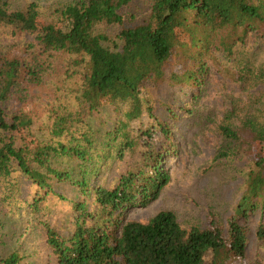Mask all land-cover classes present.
<instances>
[{
  "label": "trees",
  "instance_id": "16d2710c",
  "mask_svg": "<svg viewBox=\"0 0 264 264\" xmlns=\"http://www.w3.org/2000/svg\"><path fill=\"white\" fill-rule=\"evenodd\" d=\"M135 1L58 0L47 18L36 0H0V264L22 262L38 225L56 264H262L246 261V221L262 214L264 241V91L245 118L218 126L214 160L249 163L226 222L210 213L204 226L186 227L168 209L147 221L127 213L170 183L162 158L177 153L176 123L194 114L213 72L264 87V0H144L145 10ZM121 108L119 125L104 115ZM143 118L148 125L132 131ZM104 146L117 160L138 153V163L92 187L107 165ZM22 180L30 199L20 197ZM64 183L79 197L68 238L44 221L52 195L66 200L55 191Z\"/></svg>",
  "mask_w": 264,
  "mask_h": 264
},
{
  "label": "rangeland",
  "instance_id": "374dc122",
  "mask_svg": "<svg viewBox=\"0 0 264 264\" xmlns=\"http://www.w3.org/2000/svg\"><path fill=\"white\" fill-rule=\"evenodd\" d=\"M32 0H10L15 8H22ZM42 5V13L48 16L50 6L58 0H36ZM66 1V0H65ZM141 10H145L144 0L134 2ZM48 18V17H47ZM254 45L248 46L253 49ZM240 52V51H237ZM229 51L223 58V62L236 63L238 57L233 59ZM260 58L264 59V53ZM264 87L255 86L244 88L228 78L213 72L206 90L192 106L194 114L183 115L177 121L175 141L177 153H168L162 158V166L170 172V183L164 188L160 197L143 207L129 210L127 218L147 221L161 210L174 211L183 226H204L210 213L227 221L233 214V209L239 201L244 174L249 167L246 159L240 156L231 159L215 161V153L221 143L218 133L220 122L240 121L245 118L249 106L255 97L263 94ZM112 124L119 125L124 119L125 111L108 110L104 113ZM149 119L143 118L141 122L132 119V131L137 127H146ZM264 123V120H257ZM102 156L108 155L107 165L100 169V175L91 186L110 184L126 170L133 169L138 163L139 154L128 153L126 159L117 160L116 149L104 146ZM110 181V182H106ZM21 199L28 198L33 193V188L28 180H22ZM55 191L64 194L66 200H59L57 195H52L46 204V209L51 210L44 221L55 228L64 238L71 236L75 225L74 202L79 199L72 183L58 185ZM89 196L93 195L90 191ZM86 197L81 198L84 201ZM262 214L249 217L246 225L249 230L246 261L254 263L260 261L264 264V241L257 234L258 224ZM26 221H30L28 218ZM264 221V216H263ZM10 235V233L8 234ZM11 236V235H10ZM11 242V240H9ZM22 252L24 258L20 264H56L57 256L47 242V230L43 225H38L30 230L27 239L23 243ZM5 254V250L1 253Z\"/></svg>",
  "mask_w": 264,
  "mask_h": 264
}]
</instances>
